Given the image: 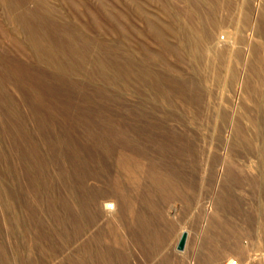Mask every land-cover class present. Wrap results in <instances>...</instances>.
I'll use <instances>...</instances> for the list:
<instances>
[{
	"label": "rangeland",
	"instance_id": "374dc122",
	"mask_svg": "<svg viewBox=\"0 0 264 264\" xmlns=\"http://www.w3.org/2000/svg\"><path fill=\"white\" fill-rule=\"evenodd\" d=\"M233 260L264 264V0H0V264Z\"/></svg>",
	"mask_w": 264,
	"mask_h": 264
},
{
	"label": "water",
	"instance_id": "95a60500",
	"mask_svg": "<svg viewBox=\"0 0 264 264\" xmlns=\"http://www.w3.org/2000/svg\"><path fill=\"white\" fill-rule=\"evenodd\" d=\"M184 244H185V234L183 233L179 242H178V245H177V249L178 250H183L184 248Z\"/></svg>",
	"mask_w": 264,
	"mask_h": 264
},
{
	"label": "built area",
	"instance_id": "2783aa9c",
	"mask_svg": "<svg viewBox=\"0 0 264 264\" xmlns=\"http://www.w3.org/2000/svg\"><path fill=\"white\" fill-rule=\"evenodd\" d=\"M225 264H237V261L233 260V261H228Z\"/></svg>",
	"mask_w": 264,
	"mask_h": 264
},
{
	"label": "bare ground",
	"instance_id": "6f19581e",
	"mask_svg": "<svg viewBox=\"0 0 264 264\" xmlns=\"http://www.w3.org/2000/svg\"><path fill=\"white\" fill-rule=\"evenodd\" d=\"M186 240H187V234H185V244H186ZM185 244H184V247H185Z\"/></svg>",
	"mask_w": 264,
	"mask_h": 264
}]
</instances>
